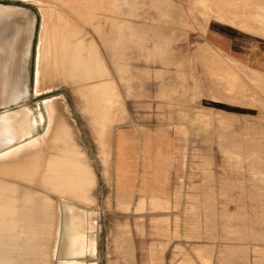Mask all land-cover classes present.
Here are the masks:
<instances>
[{
    "label": "rangeland",
    "instance_id": "1",
    "mask_svg": "<svg viewBox=\"0 0 264 264\" xmlns=\"http://www.w3.org/2000/svg\"><path fill=\"white\" fill-rule=\"evenodd\" d=\"M0 2L22 5L18 0H0ZM119 4V8H116L114 0H105V8L98 13L97 21L103 25L104 39L92 25H87L80 19L79 22L81 25L84 24L87 37L95 38L96 42H99L97 45L99 44L98 47L108 65L110 59L113 62L116 60L112 64L114 69L124 73L125 77L133 70V67L126 63V59L129 60L128 55L132 56L130 62H150L153 57H158L161 65L167 66H170L169 57L191 55L192 101L194 104L202 99V103L207 104L205 113L208 122L209 151H214L215 142L210 141L215 139L216 130L224 133L225 180L224 190L219 198H223V208L220 209V223L217 225L215 160L213 159L207 161L208 193L204 199L208 207L197 206L200 197L193 195L188 198L192 206L184 209L183 192L180 191L176 192L174 203L168 201L167 204L158 206L153 205L150 198L144 197L141 199L143 206L135 209L119 203L115 206L111 198L102 197V188L96 187L97 177L94 168L98 172L109 163L107 157L111 151L110 135L113 121L109 116L106 130L101 142L98 143L90 117L81 108L82 100L77 92L79 83L48 80L44 84L46 91L35 92L38 65H36V57L42 14L37 5L27 4L37 10L38 24L37 37L33 39L32 48L31 92L29 97L22 101L23 103L10 107L17 108L19 104H23L32 107L31 109L36 113L42 99L54 97L55 101L61 103V109L73 125L79 145L86 152L87 162L91 165L95 176V183L90 190L91 201L71 202L86 210L88 224L85 228L95 239L94 252L84 255L83 259L92 264H212V248L208 249L207 254L205 250L207 247L204 244L206 239H211L219 231L223 235L222 242L225 249L239 245L235 254L238 255L240 264H264L263 257H257L259 247L253 250L255 256L252 259L248 255L247 248L250 231L254 233V228L255 231L264 230V194L260 193L258 186L253 183L250 187L247 185L244 188L228 184L226 180V175L231 177L233 172L247 175L250 172L248 164L251 163L250 167L253 168V164L259 163L256 159L258 154L254 153L251 157H256L255 159L250 161L245 159L239 164L237 160L229 157L231 144L227 146L226 143L233 138V134L242 141L255 138L257 141L255 143H258L259 136L263 139L264 75L258 77L253 71L227 58L216 49L200 46L197 39H192L189 47L184 49L168 47V40L174 39L175 43L183 42L187 31H202L211 19L237 23L253 18L257 24L262 25L264 18L259 15L254 18L243 14L253 6V0H120ZM151 41H155V45L158 46L154 49L147 48L146 45ZM121 43L127 44L128 47L121 48ZM175 66L182 67V65ZM251 77L256 80H252ZM108 82L111 83L110 80ZM123 82L130 83L132 80H123ZM200 89H206L207 95L200 96ZM161 98L170 100V96ZM167 107L161 110L166 111ZM232 111L240 112L241 115L238 117L226 113ZM162 114L164 115L165 112ZM45 124L46 120L39 126L40 131ZM258 147L257 145L256 151H259ZM95 187L98 201H95L92 194ZM56 204L58 206L59 198ZM211 211L214 212V217H211ZM263 241L262 238L255 239L257 246ZM227 253L228 251H225L224 255L232 256V251ZM65 259L66 257L58 249L53 264H62ZM223 264H227V261L224 260Z\"/></svg>",
    "mask_w": 264,
    "mask_h": 264
},
{
    "label": "bare ground",
    "instance_id": "2",
    "mask_svg": "<svg viewBox=\"0 0 264 264\" xmlns=\"http://www.w3.org/2000/svg\"><path fill=\"white\" fill-rule=\"evenodd\" d=\"M18 1L22 5L0 2V106L6 107L0 110V264H53L58 249L66 257L62 264H92L83 259L95 249L85 228L86 210L71 202L91 201L95 176L73 125L54 97L42 99L36 113L9 105L30 94V50L38 24L37 10L27 4H35L42 14L35 92L46 91L48 80L79 83L84 109L92 104L101 110L95 135L101 142L117 88L99 42L87 37L79 19L104 39L97 18L105 0ZM119 3L114 0V7Z\"/></svg>",
    "mask_w": 264,
    "mask_h": 264
},
{
    "label": "crops",
    "instance_id": "3",
    "mask_svg": "<svg viewBox=\"0 0 264 264\" xmlns=\"http://www.w3.org/2000/svg\"><path fill=\"white\" fill-rule=\"evenodd\" d=\"M252 5L250 10L243 14L254 18L259 15L264 18V0H253ZM185 38L183 42L178 43H175L174 39L168 40V47L184 49L189 47L192 39H197L200 46L216 49L227 58L250 69L258 77L264 75V22L262 25L257 24L253 18L237 23L211 19L202 31H187ZM157 46L155 41L146 45L151 49ZM120 47L127 48L128 45L121 43ZM200 52L202 53L201 50ZM128 57L129 60L132 59L131 55ZM129 60L126 59V63L131 65L133 70L127 73V77L114 69L112 64L116 60L113 62L110 59L109 65L105 60L118 96L114 94L115 92L111 95L113 99L110 109V118L113 121L110 135L111 151L107 157L109 159L107 167L99 169L98 172L94 168L97 177L96 187L102 188V197L111 198L115 206L119 203L135 209L143 206L141 199L144 197L150 198L153 205L167 204L168 201L174 203L175 194L180 191L183 192L184 209L192 206L188 198L193 195L200 197V205L197 206L208 207L204 199L208 193L207 161L213 159L215 160V217L218 225L220 209L223 208V198H219L224 190L225 180L224 133L216 130L215 139L210 141L215 142L214 151H209L208 122L205 113L207 104L202 103V99L194 104L192 101L191 55L169 57L170 66L161 65L158 57H153L150 62ZM251 78L256 80L254 77ZM107 79L106 77L94 80L93 83L88 84L107 81ZM129 79L132 82H123ZM199 95L206 96V89H200ZM162 96H170V100H164ZM165 106H168L167 110L162 111ZM81 108L89 115L91 125L95 124L92 128L96 135L101 110L99 107L96 109L92 104H89L88 109H84L83 103ZM226 113L238 117L241 115L236 111ZM235 135L233 134V138L226 143L227 146L231 144L229 157L242 164L245 159L249 161L255 159L256 157H251V154L257 153L256 159L259 163L253 164V168L249 163L250 172L247 175L234 172L231 173V177L226 175L227 183L244 188L247 185L250 187L253 183L258 186L259 192L264 194V116L263 139L259 136L258 143H255L257 142L255 138L242 141ZM256 144L259 146V151H256ZM96 187L92 194L95 201H98L99 197L95 194ZM210 207L212 208L213 204ZM213 213L211 211V217H214ZM64 215L67 213L64 212ZM222 238L223 235L218 231L214 237L205 241L207 254L209 248L213 251L212 264H223L224 260L227 264H240L238 255L235 254L239 245L225 249ZM256 238L264 239V230L255 231L254 228V233L250 231L247 243L248 255L252 259L255 256L253 250L259 247L257 257L261 256L264 259V241L257 246ZM225 251L228 253L232 251V256H225Z\"/></svg>",
    "mask_w": 264,
    "mask_h": 264
},
{
    "label": "water",
    "instance_id": "4",
    "mask_svg": "<svg viewBox=\"0 0 264 264\" xmlns=\"http://www.w3.org/2000/svg\"><path fill=\"white\" fill-rule=\"evenodd\" d=\"M34 47V40H33V46L32 48ZM32 48L30 50V59H29V64H30V82H31V78H32ZM30 92H31V85H30ZM30 95V94H29ZM29 97V96H28ZM22 102V101H21ZM20 103V102H19ZM17 103L15 102H12L9 106H13V105H16ZM3 108H6L5 106H0V110H2Z\"/></svg>",
    "mask_w": 264,
    "mask_h": 264
}]
</instances>
